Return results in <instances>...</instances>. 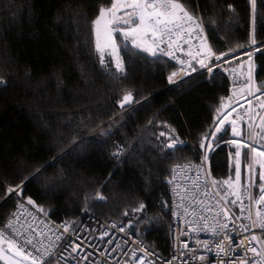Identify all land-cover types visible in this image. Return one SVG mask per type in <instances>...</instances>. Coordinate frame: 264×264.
I'll return each instance as SVG.
<instances>
[{"label": "trees", "instance_id": "1", "mask_svg": "<svg viewBox=\"0 0 264 264\" xmlns=\"http://www.w3.org/2000/svg\"><path fill=\"white\" fill-rule=\"evenodd\" d=\"M105 2L0 0V78L6 82V86H0V188L20 183L37 168H46L25 185L24 192L52 218L62 221L77 219L88 207L100 219L128 224L131 216L123 212L131 213L143 202L144 213L136 215L146 214L153 223L139 225V238L168 255L172 224L171 185L167 182L170 169L177 161L198 159L200 134L212 125L215 109L227 96L229 82L223 73L214 72L211 79L196 74L169 85L167 77L177 64L166 56L153 58L147 53L127 52L119 33L117 42L128 76L126 80L114 79V64L105 68L99 63L91 33V21ZM189 2L198 5L215 50L226 51L250 42L248 0ZM228 5L235 8V13ZM76 13H84L85 18ZM256 40L264 43V6L259 0ZM106 60L111 57L106 55ZM254 67L255 84L260 85L264 82V50L256 53ZM127 89H132L141 102L120 116L116 101ZM153 118L157 124H170L189 146L161 159L153 143L155 134L147 126ZM113 120L112 135L103 136L98 125L107 126ZM241 123L240 137H232L229 127L224 139L247 143L248 118ZM260 125L261 121L255 134L264 135ZM152 127L155 133L162 130ZM255 139L262 141L258 135ZM117 144L128 148L119 160L111 156ZM234 152L235 148L224 142L210 150L214 180L234 176L235 158L230 156ZM241 163L245 169L248 161L242 156ZM60 170L67 182L49 185L48 178ZM97 191L106 201L93 200ZM258 192L253 186L255 196ZM162 201L167 202V208ZM14 205L15 197L2 202L0 218L6 220ZM145 228L149 230L145 232Z\"/></svg>", "mask_w": 264, "mask_h": 264}, {"label": "snow or ice", "instance_id": "2", "mask_svg": "<svg viewBox=\"0 0 264 264\" xmlns=\"http://www.w3.org/2000/svg\"><path fill=\"white\" fill-rule=\"evenodd\" d=\"M250 7V20H251V39L250 45H256V24L258 22V0H248ZM259 4L264 6V0H259ZM198 5L190 3L189 0H106L104 6L99 7L98 14L91 21V33L94 36L95 51L98 53L99 63L107 68L109 64H114L115 74L113 78L116 80H126L128 76V70L125 61L120 56V46L117 42L116 33H119L123 38L120 43L124 44L127 52H131L134 55H140L141 53H147L153 58H159V56H167L170 59L177 60L181 65L178 71H173L168 77L169 84H177V78L182 79L184 76L190 75L192 72H197L198 69L194 66L193 61L199 65L200 69L206 70L207 73H213L214 67H218L224 63H230L233 58V53L236 49L229 48L227 51H216L213 46L207 43V38L204 35L206 26L205 20L198 14ZM228 9L231 13H235V8L232 5H228ZM76 16L83 19L84 13H76ZM213 23L215 21H212ZM78 23V21H77ZM187 35L189 39L184 40V43L189 44L191 49L190 38L195 36L202 41V44L197 48L195 53L191 50L187 52L188 60L179 59L175 56V50L173 45H177L178 41ZM175 36V39H173ZM167 37V39H166ZM129 42V43H125ZM227 44V41H225ZM162 44H166L167 47H161ZM260 47L254 49L249 47V50L245 52L248 57L247 61V75L244 80L242 92L246 90L247 96L253 97L257 102L256 107L264 110V82L260 85L255 84V67L253 63V56L255 52H260ZM106 55L111 57V60H106ZM243 65H241V68ZM190 69V71H188ZM233 72L235 69L232 70ZM212 78L211 76L209 77ZM0 86H6V82L0 78ZM259 93V95H256ZM234 97L221 98L219 106L215 109V116L213 118L212 125L206 128L199 137V148L204 150V155L201 160V165H196L197 169H202V166L208 160V151L215 150V147H219L221 142L235 148L234 155V178L229 177L223 181L212 180L213 187L218 184L226 185L229 189L235 188V191H225L222 195L217 192L215 195L219 196L217 200V211L212 217V222H209V217L201 214L198 217L202 223H196L195 227L189 228L182 234L187 236L190 232H211L213 237L219 239L210 241L208 239L200 240L196 239L195 243L198 246L203 247L207 252L213 251V245L215 248V255L217 257L216 264H264V234L257 236L251 233V228L258 227L264 230V211L259 210V206L264 205V143H260L259 147L256 146L255 141L252 143H243L239 139L224 138L228 135L229 127L232 137H240L241 132L237 126V120H242L243 116L237 114L236 118L230 119L233 112L237 109L232 106ZM141 101L132 89L122 90L119 99L116 101L118 108L121 110L118 115L122 116L127 112L134 110V105L139 104ZM249 109L245 115L249 114L252 110L253 100H247ZM258 115V113H257ZM254 116L249 117V127H252L251 120ZM261 132H264V116L260 117ZM115 123L113 120L109 125H98L100 132L103 136L112 135L111 128ZM161 128L162 130L155 133V129L152 127ZM148 128L155 134V140L153 143L158 149L161 159H167L170 155H174L177 152H182L189 146L188 142L182 140L176 133V129L173 128L167 122L156 123V119L148 120ZM253 134L250 132L251 138ZM260 136V139L264 141V135L256 133ZM106 143V141H104ZM215 146V147H214ZM114 151L111 153L112 158L119 160V158L128 150L124 145H114ZM243 149H247L246 152H242ZM248 161V169L251 172L253 163L259 165V181L258 185L255 181L249 180V188L258 187V196L249 194L248 200L252 201L258 206L256 211V219L253 220L251 206L247 209L243 206L244 193L241 190V158ZM50 166V165H49ZM193 166L191 164L182 165L175 163L170 169V178L167 182L170 185L175 184L176 174L182 169H190ZM46 168H37L30 177H25L20 183L15 185H8L0 188V202H7L13 197L16 198V211L11 212L6 220L0 218V259L5 260V264H60L63 260L65 264H68L69 260H76L77 257L81 260H87V255L81 256L80 253L84 250L83 245L87 242V236L83 233L88 232L86 225H82L78 220H65L60 224L55 225V232H59L56 235V241H61V244L55 245V248L62 249V251H53L51 247L45 248L44 252H41V248L37 247V244L43 247V241L37 240L34 243V236L25 235L20 232L15 223L21 218L20 212L24 210L27 215H31L33 219L36 216L27 212L25 205H29L36 209L37 213L42 214L45 218L48 217V211L41 205H38L30 196H26L24 187L32 179L37 178L38 175H42ZM205 175H209L205 172ZM199 179V176L197 177ZM57 182L66 183V178L63 170H60L48 178L49 185H55ZM3 185V181H0V186ZM173 192L179 195L178 187H173ZM231 195L235 199H228ZM106 197L99 191L96 192L93 200L106 201ZM183 202L184 197H180ZM88 197H85V204L87 205ZM239 202L240 215L232 212L227 206H237ZM175 203V202H174ZM163 207L167 208L166 201H162ZM176 207H183V203L176 205ZM146 205L140 202L137 207L131 209V213L128 210L123 212L124 216H131L128 224L121 223L118 225L115 221L111 224L103 225L105 230L101 232L99 239L104 243L111 245L115 240V237H110L108 228L118 229L119 232L125 233V236L131 237L135 235L139 239L140 232L137 231L139 225L145 224L151 226L153 218L148 215H136L137 213H144ZM173 216L179 215L174 209H171ZM212 209L209 208L208 211ZM88 207L82 209V212L87 214ZM247 211V217H244V212ZM188 214V210H184V215ZM222 217V219H221ZM252 220L251 225H245L240 223L237 225V221L241 219ZM49 223H52L49 221ZM195 223V222H192ZM231 225V228H230ZM47 227V225H45ZM31 228V225H29ZM133 229L132 233H129L127 229ZM52 230V229H50ZM149 229L145 228L147 232ZM34 231V230H33ZM91 231H96L92 229ZM234 232L249 233V235L243 236L242 239H235ZM44 235V233H40ZM23 237V238H21ZM106 237H109L105 240ZM176 239L173 237V255L170 259H164L154 249H150L147 246H140L125 251L119 243H116L111 252L117 250L124 251L125 255L130 252V259L134 264H176V261L186 255L184 250H188V253H192L191 259L204 261L206 257L204 255H195V249H190L188 242H182L179 249L176 248ZM253 242L259 244V249ZM125 244L129 243L128 239H125ZM132 243H136L135 240ZM7 245V247H3ZM95 247V245H91ZM244 248L242 256L238 255V249ZM31 250H28V249ZM67 252V256L63 254ZM137 252L142 255L137 256ZM11 253V256L6 255ZM252 253L253 256L248 258L247 254ZM101 256L104 252L100 253ZM259 258V260H257ZM79 264V260H77ZM116 264H126L124 261H117ZM181 264H189L188 260H181ZM208 264H212L211 261Z\"/></svg>", "mask_w": 264, "mask_h": 264}, {"label": "built area", "instance_id": "3", "mask_svg": "<svg viewBox=\"0 0 264 264\" xmlns=\"http://www.w3.org/2000/svg\"><path fill=\"white\" fill-rule=\"evenodd\" d=\"M198 14L202 17V15L198 12ZM207 38V43L211 45L207 33V29L205 30L204 34ZM167 39V37H166ZM173 39H175V36H173ZM189 39V37L185 34L184 38L178 41L179 48H177V45H173V49L175 50V56L179 59L188 60L190 59L189 56H187V52L191 50L193 53L197 50V48L202 44V41L198 39L195 34L190 38L191 40V49L189 48V44L184 43V40ZM212 46V45H211ZM161 47L166 48V44H162ZM249 47L255 48L260 47L261 50H264V43H257L256 45H250L249 43H244L240 47H235L232 49H236V52L233 53V58L231 59L230 63H224L221 64L218 67H214V72H220L223 73L229 82L228 87V93L226 98L228 97H234L232 106L237 109L236 112L232 113V118H236L237 114H241L243 116V121L247 119L254 111V103L255 100L253 97L247 96V92L241 91L243 89L244 80L246 79L247 75V61L248 57L245 55V52L249 50ZM214 48V47H213ZM215 50V49H214ZM217 51V50H216ZM227 51V50H226ZM257 52L254 53L253 56V63H254V57ZM167 57V56H166ZM169 58V57H168ZM176 64V68L173 71H178L181 67V65L177 62V60L172 59ZM194 66L198 69L197 72H192L188 76H184L182 79L177 78V84L183 81L184 79L191 77L196 74H202L204 77H210L213 73L209 74L204 69H200L199 65L193 61ZM241 65L243 67L241 68ZM235 69L233 72L232 70ZM172 71V72H173ZM190 71V69L188 70ZM171 72V73H172ZM169 85H175V84H169ZM256 95H259V93H256ZM247 100H253V106L252 110L249 114L245 115L247 110L249 109V104L247 103ZM264 110H261L258 114V118L262 115ZM254 114V113H253ZM204 155V150L201 149L199 153L198 159L194 161H177L175 163H179L182 165L191 164L193 167L190 169H182L176 174V180L175 184L171 185L170 187V194H171V209H174L179 215L173 216V212L171 210L172 215V224L170 227V250L168 255H163L159 253L164 259H170L173 255V237H177L176 239V248L179 249L182 242H188L190 249H195V255H204L206 259L204 261H199L196 259H191L192 253H188V250H184L186 252V255L184 257H181L176 261V264H181V260H188L189 264H208L209 261L212 262V264H216L217 257L215 255V248L213 245V251L207 252L203 247L196 245L195 240H205L208 239L210 241H214L219 239L218 237H213L211 232H204V231H198V232H190L189 235L185 236L182 233L187 231L191 227H195L196 223H202V221L198 220L199 215L203 214L207 217H209V222H212V217L215 215V212L217 211L216 204L217 200L219 199V196L215 195L217 192H219L221 195L227 191L232 192V189H229L226 185L218 184L217 186L213 187L211 184V181L214 180L213 176L211 174L210 170V164H209V155L210 151H208V160L205 162L202 166V169H197L196 165H201V160ZM174 163V164H175ZM205 172H207L209 175H205ZM199 176V179L197 177ZM173 187H178L179 195H176V193L173 192ZM244 196H243V206L245 209H247L249 206H251L252 211V217L253 220L256 219V211L258 210V206L255 205V202L252 201L251 203L248 200V195L253 193L252 187L249 188L245 187L242 189ZM183 196L184 200L181 202L180 197ZM228 199H235L234 196L229 195L227 197ZM175 202V203H174ZM183 203V207H176V205H180ZM232 212L236 213L237 215H240L239 211V202L237 206L228 205L227 206ZM25 208L27 209V212L32 213L36 216V219H33L31 215H27V213L24 210H21L20 216L21 218L15 223V227L20 231L23 232L25 235L28 236H34V243H36L37 240L43 241V247L41 245L37 244V247L41 248V252L45 251V248L51 247L53 251L60 252L62 249L55 248V245L61 244V241H56L55 237L56 235H59V232H55V225L62 223V220H57L52 218L49 214L48 217L45 218L42 214L37 213L36 209L32 208L29 205H25ZM211 208V211H208V209ZM188 210V214L184 215V210ZM260 211H264V205L259 206ZM16 211V198H15V205L12 210ZM248 212L245 211L243 216L247 217ZM222 219V217H221ZM78 220L82 225H86L88 228V232L83 233V235L87 236V242L83 245V251L80 253L81 256L87 255L88 253H91L90 256H88L87 260H81L79 256L76 260H69L68 264H77V260H79V264H116L117 261H124L126 264H134V262L130 259L131 253L129 252L128 255L124 254V251L117 250L116 252H111V248L115 246L116 243H119L121 247L127 251L128 249L137 248L140 246H147L150 249H152L148 244L143 242L140 238L137 239L135 235H131V237L125 236V233H121L118 231V229H112L108 228L107 231L110 233V237H115V240L113 241V244L108 245L101 241L99 239L100 234L102 231L105 230L104 227H101L103 225L111 224L113 221H115L118 225L121 224V222L114 220V219H100L96 215L92 214L90 211H88L87 214L81 213V215L75 219ZM51 221L52 223H49ZM195 222V223H192ZM237 225L240 223H243L245 225H251L252 220H248L246 218L238 220ZM127 225L126 223H123ZM29 225H31V228H29ZM47 225V227L45 226ZM231 228V225H230ZM52 229V230H50ZM92 229H96V231H91ZM34 230V231H33ZM129 233H132L133 230L131 228L127 229ZM40 233H44V235H40ZM251 233L256 234L257 236H261L264 234V230H261L258 227L251 228ZM234 238L235 239H242L243 236L249 235V233H243V232H234ZM23 238V237H21ZM109 237H106L105 240H107ZM125 239L129 240V243L125 244ZM135 240L136 243H132V241ZM255 246L259 249L260 245L256 244V242H253ZM91 245H95V247H92ZM28 250H31L30 248ZM104 252V255L101 256L100 253ZM244 253V248L240 247L238 249V255L242 256ZM65 256H67V252H63ZM142 255V253L137 252V256ZM248 258H251L253 256L252 253L247 254ZM259 260V258H257ZM60 264H65L63 260L60 261Z\"/></svg>", "mask_w": 264, "mask_h": 264}, {"label": "rangeland", "instance_id": "4", "mask_svg": "<svg viewBox=\"0 0 264 264\" xmlns=\"http://www.w3.org/2000/svg\"><path fill=\"white\" fill-rule=\"evenodd\" d=\"M115 35L117 36V33ZM256 104H257V102H256ZM254 108H255L254 111H253L254 114L252 113L250 115V116H254V119L251 120L252 127L250 128V132L253 135L251 136V138H249V141L247 143H252L253 141H255L256 146L259 147L260 143H264L262 141H258L257 142V140L255 139L256 126H257V124H259V121H260V118H258L257 113L259 114L261 109L256 107L255 103H254ZM249 117H248V121H249ZM230 119H234V118L230 117ZM241 125H242L241 121L237 120V126L240 127ZM259 171H260L259 165H257V164L253 163V168H252V171L250 172L249 169H248V164L246 165V167L244 169L242 167V163H241V185H242L241 190L243 188H245V187H248L250 179L254 180L256 183L260 182L259 181V175H258ZM233 178H234V176H233ZM252 189H253V187H252ZM232 191H235V188H232ZM3 247H5V246L3 245ZM6 255L11 256L12 254L6 253ZM0 262L5 264V260H3V259H0Z\"/></svg>", "mask_w": 264, "mask_h": 264}, {"label": "water", "instance_id": "5", "mask_svg": "<svg viewBox=\"0 0 264 264\" xmlns=\"http://www.w3.org/2000/svg\"><path fill=\"white\" fill-rule=\"evenodd\" d=\"M42 168H44V167H42ZM1 203H2V202H1ZM1 203H0V204H1ZM6 247H7V246H5V248H6ZM10 254H11V253H10ZM0 264H1V263H0Z\"/></svg>", "mask_w": 264, "mask_h": 264}]
</instances>
